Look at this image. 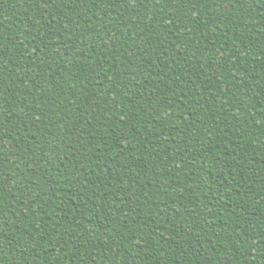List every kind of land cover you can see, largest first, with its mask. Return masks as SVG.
Segmentation results:
<instances>
[{
  "label": "trees",
  "instance_id": "1",
  "mask_svg": "<svg viewBox=\"0 0 264 264\" xmlns=\"http://www.w3.org/2000/svg\"><path fill=\"white\" fill-rule=\"evenodd\" d=\"M0 264H264V0H0Z\"/></svg>",
  "mask_w": 264,
  "mask_h": 264
}]
</instances>
